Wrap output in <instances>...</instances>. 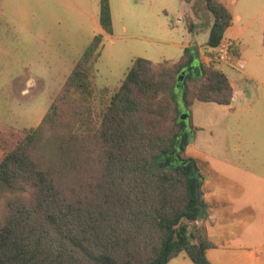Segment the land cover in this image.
<instances>
[{"label":"trees","instance_id":"16d2710c","mask_svg":"<svg viewBox=\"0 0 264 264\" xmlns=\"http://www.w3.org/2000/svg\"><path fill=\"white\" fill-rule=\"evenodd\" d=\"M204 1L213 18L204 46L214 51L232 16ZM98 20L112 35L109 0ZM102 40L84 50L36 129L0 130V182L11 190L0 204V264H168L181 254L209 264L204 179L186 156L192 128L182 108L229 106L233 89L190 48L172 64L138 58L98 129L79 131Z\"/></svg>","mask_w":264,"mask_h":264},{"label":"rangeland","instance_id":"374dc122","mask_svg":"<svg viewBox=\"0 0 264 264\" xmlns=\"http://www.w3.org/2000/svg\"><path fill=\"white\" fill-rule=\"evenodd\" d=\"M109 1L114 31L112 35H103L100 56L90 74L94 85L90 112L77 125L79 131L98 129L102 111L119 90L135 59L172 64L190 48L195 59L205 63L203 52L210 65L234 84L235 99L230 106L194 102L182 108L192 128L186 156L195 160L206 180L201 186L204 201L208 203L212 196L206 194L214 179L212 169L233 168L256 175L254 183L245 185L261 187L264 183V0H229L236 25L245 28V32L237 45L228 40L222 43L223 61L219 60L223 47L212 51L204 46L212 20L204 0H192L188 9L183 7L182 0ZM99 2L0 0L1 131L7 126L21 131L40 125L84 50L96 35L102 34ZM191 18L197 23L188 32ZM247 180L251 181L249 177ZM216 181L215 195L227 191L223 190L226 185L221 180ZM10 191L0 182V204ZM261 195L264 197V193ZM259 208L264 212V200ZM245 228L247 232L248 226L230 230L236 233ZM259 258L262 261L258 264H264V256L258 253L253 261Z\"/></svg>","mask_w":264,"mask_h":264},{"label":"crops","instance_id":"0c3cea01","mask_svg":"<svg viewBox=\"0 0 264 264\" xmlns=\"http://www.w3.org/2000/svg\"><path fill=\"white\" fill-rule=\"evenodd\" d=\"M217 1L223 4L226 7V9L231 13L232 16L231 25L226 30L223 37V41L221 42V44L217 49H220L221 46H224L222 45V43L227 40L237 45L239 38L245 32V28L239 29L237 27L236 25L237 20L234 16L233 11L230 8L229 0L227 1L228 3H226V0H217ZM181 3L183 7H187V9L190 8L191 6V3H185L183 1ZM110 10H111V6H110ZM262 12H264V8ZM111 17H112V27L114 31L112 13H111ZM179 20L183 23V19L182 20L179 19ZM196 23L197 22L193 18L192 24L196 26ZM212 24H213V18L209 25V31ZM101 31L102 34L99 35H102V37L103 35H107L103 32L102 29ZM201 55L204 58L206 65H210L211 62L207 57L204 56L203 52H201ZM227 79L233 89V99H232L233 102V100L235 99L234 84L229 80L228 77ZM29 81L30 80H28V82ZM210 173L212 177H214V179L211 180V182L209 183L206 194H208L207 197L211 194L212 196L210 197L208 203L205 202L207 206V211H206L207 217L204 219L208 238L214 246L206 253V257L208 259L209 264L261 263L262 258L256 259L255 261H253V259L256 257L257 253L260 254L261 257L264 256L263 253L264 252V212L259 208L260 204L264 200V197L261 195L262 193H264V191H262L264 190V183H261V187H259L258 189L255 185L247 186L245 185V183L255 182L254 181L255 178L253 176L256 175H250L244 171L236 170L233 168L225 169L223 171L212 169ZM248 177L251 180L250 182L247 180ZM251 177L253 178L251 179ZM217 178L218 180H221L222 184L226 185V187H223V190H227V191H223L219 195H215L216 194L215 191L218 190V188H215V186L216 187L218 186L216 181ZM204 183H206V180L202 181V184ZM250 190H253V192H251ZM236 191L238 192L241 191V192L238 195H234ZM235 226H239V227L248 226L247 228L248 231L246 232V228H245L241 232L233 233L231 232L230 229ZM261 226H263V229L261 228ZM257 233H261V234L258 235ZM245 258L247 259L249 258V261L246 262ZM168 264H192V263L186 255L181 254L177 258L171 260Z\"/></svg>","mask_w":264,"mask_h":264},{"label":"built area","instance_id":"2783aa9c","mask_svg":"<svg viewBox=\"0 0 264 264\" xmlns=\"http://www.w3.org/2000/svg\"><path fill=\"white\" fill-rule=\"evenodd\" d=\"M221 47H223V46H221ZM224 50H225V47L222 48V50H221L222 53L219 54V60H222V61L224 60V56L222 55L225 52Z\"/></svg>","mask_w":264,"mask_h":264},{"label":"water","instance_id":"95a60500","mask_svg":"<svg viewBox=\"0 0 264 264\" xmlns=\"http://www.w3.org/2000/svg\"><path fill=\"white\" fill-rule=\"evenodd\" d=\"M188 116L187 115H182L181 118L182 119H186Z\"/></svg>","mask_w":264,"mask_h":264}]
</instances>
